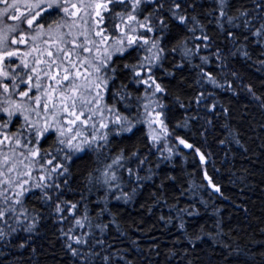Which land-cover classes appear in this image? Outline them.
<instances>
[{
  "label": "trees",
  "instance_id": "16d2710c",
  "mask_svg": "<svg viewBox=\"0 0 264 264\" xmlns=\"http://www.w3.org/2000/svg\"><path fill=\"white\" fill-rule=\"evenodd\" d=\"M12 3L21 5L19 0ZM180 3L187 26L166 11L171 4L165 2V10L152 23L158 25L162 17L167 27L144 36V29L137 27L133 35L140 37L141 45L143 39H149V44L128 47L125 43L126 51L113 53L107 61L102 101L125 116L119 127L127 128L133 121L131 131H114L108 123L106 140L97 139L69 159L64 158L68 149L59 144L55 132L38 139L40 156L50 157L51 165L62 164L67 171L59 176L64 168L56 173L44 170L54 179L43 183L53 186L42 190L34 183L19 197L22 204L15 205L17 215L26 210L28 219L21 215L19 225L0 223L9 233L0 240V264H264V36L253 35L264 23V11L257 7H264V0H225L227 17L236 18L238 26L220 16L218 0ZM157 6L142 3L137 19L143 21ZM3 8L0 4V12ZM108 9L101 13L100 27L109 33L127 29L116 15L125 13L126 22L125 5L109 4ZM13 11L9 10L10 16ZM244 12L248 15L242 16ZM7 16L3 23L9 22ZM41 17L32 28L41 25L49 32L62 19L68 17L73 23L75 18L63 11L41 13ZM245 19L251 30L243 26ZM25 22L8 34V45L26 30ZM192 28L194 32L189 31ZM44 34L46 51L55 55L56 47L49 46L51 36ZM202 35L210 40L196 39ZM153 40L163 51L159 60L149 64L146 58L157 51H148ZM5 50L0 48L1 53ZM20 54L9 74L15 79L0 82L8 84L12 94L17 91L13 85L20 82L21 72H14L22 63ZM149 76L162 92H155ZM148 100L164 106L158 109L168 135L160 130L156 143L147 135ZM4 116L0 111V118ZM0 132L10 134L5 125ZM23 134L22 140L34 139L33 131L26 129ZM180 139L193 147H184ZM117 157L122 167L114 165L109 175L114 171L118 179L106 184L103 173ZM57 204L64 211L57 212ZM72 204L77 207L72 209ZM77 219L84 227L76 225ZM9 225L17 230L11 232ZM29 225L31 231H25ZM76 238L85 243H74ZM72 249L78 254L73 255Z\"/></svg>",
  "mask_w": 264,
  "mask_h": 264
},
{
  "label": "rangeland",
  "instance_id": "374dc122",
  "mask_svg": "<svg viewBox=\"0 0 264 264\" xmlns=\"http://www.w3.org/2000/svg\"><path fill=\"white\" fill-rule=\"evenodd\" d=\"M38 1L39 0H36L35 2ZM74 1L77 5L92 2V0ZM8 2L12 3V0H8ZM27 2L32 3V0H19V3L21 4L19 6L20 12L27 13V9L24 7ZM70 3H67L64 6L69 7L70 13L76 12V9L70 7ZM20 12H15L14 14L19 15ZM95 12V7L83 8L77 12L76 15H72L73 18L75 17L73 23H71V19L69 23V19L67 17L58 22V26L53 28L55 30L51 28L50 32L49 29L44 30L41 28V25L29 28L27 22H25L27 25L25 28L26 30H22V32H20L16 37V40L23 38L24 42L11 43V45H8V48L5 50H14L17 52V55L12 57L11 60L15 61L16 58H19V48H21V45H24V50L20 54V58L27 64L30 61V65L26 68V75L31 76V80L24 88L26 90H22L21 92H32H28L27 97L22 96L21 93L12 94L10 92H2L0 95V106L2 109L10 108L11 106L10 110H15L16 112V114L11 117V120L17 117L19 120L18 125L22 130L26 128L27 131H33L34 133V139L32 138L30 141L25 140L23 142L19 139L20 136L18 134H4L0 132V141H4L3 144H0V173H3V175H0V181H13V184L7 193L9 196H14L15 193L20 192V185L28 188L34 183H41V177L47 176L45 175L46 173L44 170L51 171L54 166L48 163L49 160H52L50 157L40 156L39 148L37 147V142L39 141L38 139L46 132H55L58 139H63L66 143L68 140H72L75 136L76 139L72 140V143L76 144L84 141L85 139L91 140L93 136L99 137L105 135L107 129L105 127H101L102 124H113V127L111 128L114 131L119 129L127 130L132 127V120H129L130 124L126 126L127 128L119 127L118 125L120 123H113V121L117 119V116L121 118L122 122L126 118L123 114L116 113L113 109L111 110L109 107L104 105L102 98L105 89H96L95 87H92L91 96L88 98L91 99L96 97V93L99 91V100L98 105H89L93 111L90 112L85 110V115L81 117V120H85L89 116L92 117L86 124L80 123L79 121H77L76 124H70L69 120L74 119V117L68 116L64 111V101L62 97L63 95L71 94L68 90L71 88L72 83L71 80L65 81L63 79V77L68 74L64 71V69H69L73 77L78 76L75 83L85 87L89 86L85 81V77L89 74H91L90 79L93 84L96 82L95 77L97 75L106 78L105 70L102 69L100 73H96L94 71L95 64L101 59V57L104 56L105 51L110 52L111 54L117 52L116 49L121 45L116 41L121 38L122 32H127V29L119 33L104 32V35L108 37V40L106 43H101V37L96 35L97 18L95 17ZM7 19L9 22L3 23V16H0V35H2L3 33L1 32H5L9 26H15L17 24H19V27L21 26L19 21L13 22V19L10 18V13L9 16H7ZM85 20L88 21L87 25L84 24ZM127 23H131L132 25L134 24V22ZM53 32L58 33L52 34ZM81 33H84V35H81ZM43 34L47 37H49V35L51 36L50 39L52 40V45L49 46L56 47L54 48L57 49L55 55H48L49 52L46 51L48 41H44L42 37ZM133 34L135 33H132V35ZM67 40L70 41H68V45H66ZM91 40L96 41L98 49L92 43L88 42ZM125 43L127 44L126 38H124V46H126ZM80 44H83L84 47L91 48L92 51H83V48L77 47V45ZM2 54L3 53L0 55ZM83 60L91 61L93 66H89L88 63H79V61ZM14 63L15 62H12V64ZM73 63H75V67H73ZM0 67H2V63H0ZM2 68L4 69V67ZM17 71L18 69L14 70V72ZM0 80V82H2V76H0ZM11 80L12 77H9L8 81ZM29 84L33 90H29ZM147 105L148 108L145 109V124L147 135L150 138L151 129H155L156 133L159 134L161 126L157 123H153L150 129L148 121L155 119V113L153 112L155 105H153L149 100ZM97 108H99L98 111L96 110ZM79 111L80 105H77V114H79ZM155 111H159V109L155 108ZM149 112H153V114L149 116L147 114ZM3 113L5 114V119L9 120L7 113ZM25 117H27V120H25ZM44 129H47V131L45 132ZM61 131L65 133L64 136L60 135ZM77 133H79V135H77ZM5 136L9 137V139L5 140ZM19 140L20 143L17 142ZM37 151L39 155H37L35 160H33L31 153ZM5 157L8 158L7 164L4 163ZM10 168L12 171H9ZM4 187H7V185H0V190Z\"/></svg>",
  "mask_w": 264,
  "mask_h": 264
},
{
  "label": "snow or ice",
  "instance_id": "6c2138e0",
  "mask_svg": "<svg viewBox=\"0 0 264 264\" xmlns=\"http://www.w3.org/2000/svg\"><path fill=\"white\" fill-rule=\"evenodd\" d=\"M165 2H170L171 7L167 8L166 11H168L171 16L178 20V22L182 25L187 26V17L183 14H181L182 12V4L180 3V0H92L91 3L85 4V3H81L79 5L77 4H72L70 5L71 8L76 9V12H69V7L64 6L67 4V0H39V2L37 3H31V4H25L24 7L27 9V14H25L24 12H20V8L18 6L17 3H9L8 0H0V4L4 5L3 11L0 12V16H7V14L9 13V10H14L13 14L10 16L11 19L16 20V21H20L21 23L24 22L26 20L28 26L31 28L33 26V22L36 21L37 17H41V13H45L47 15H53L58 13L59 11H63L65 15H76L77 12H79L81 9L83 8H92L95 7L96 12H95V17L97 18V23H96V35L101 37V43H106L108 40V37L106 35H104L105 32V28H101L100 25L104 23V17L101 15L102 12H106L108 11V5L109 4H122L125 5V12L127 15V22H135V26H133L131 23H127L124 21V15L125 13H117L116 15L119 16L122 20V22L127 24V32H122V36L120 39H117V43L120 44L121 46L119 48L116 49L117 52L123 54L126 51V48L124 47V38L127 39V46L131 47L133 45H137V46H142V45H148L149 44V39H143L142 41V45L139 43L140 41V37H137L136 35H132V33H136L137 31V27L140 29H144V32L141 34V36L146 35V33L148 32H153L154 30H159V29H163L167 27V24L165 22L164 18H160L159 20V24H153V18H155L158 13L161 10H165ZM47 3V7H44L43 5ZM131 3V11H127V4ZM142 3H146V4H153V3H157V8L153 9L152 12H150L147 16H145L143 18V21H140L137 19V13L140 10V6ZM219 3V14L221 17H227V12L225 10L226 5H225V0H218ZM191 6V5H189ZM257 7L261 8V11H264V7H261L260 5H257ZM15 12H20L19 15H15ZM242 16H247L248 14L246 12L241 13ZM31 17V18H29ZM43 18V17H41ZM236 18L234 17H227L228 23L232 26H238L234 24ZM192 20L195 21V17H192ZM88 21H84V24L87 25ZM243 26L245 28L250 29V21L245 19ZM42 27V26H41ZM119 27V25L117 26ZM19 28V24L15 25V26H9L7 28V30L0 35V48L3 49H7L8 47V41H9V33L12 32H16L17 29ZM189 31H195V28L189 29ZM81 35H84V33H81ZM253 35L255 36H264V23L261 24V28L256 30L255 32H253ZM228 36L232 37L233 33L232 32H228ZM196 39L198 40H202V41H209L210 38L207 35H202L200 37H196ZM23 38H21L20 40H16V39H12L11 43H23ZM89 43H92L94 46L97 47L98 49V45L96 44L95 40H91L88 41ZM209 44L205 43L204 47H208ZM77 47H81L83 48V51L85 52H91L92 49L91 48H87L84 47L83 44L77 45ZM152 49H156V52H152ZM149 52H152L151 57L146 58L147 62L149 64L154 63L155 61L159 60L161 58V53H162V49H160L158 47V41L153 40L151 42V47L148 49ZM219 51V50H218ZM189 51L186 50L185 55H188ZM17 55V52L12 50V51H4L2 55H0V63H3L5 61V59H10L12 57H15ZM49 56H52L53 53L49 52L48 53ZM111 56L112 54L110 52L105 51L104 56L98 60L95 64L94 67V71L96 73H100L101 70H107V68L109 67V65L107 64L106 61L111 60ZM203 61H207L206 57H202ZM54 62V61H53ZM79 63L84 64V63H88L89 66H93L91 61H87V60H83V61H79ZM141 67H144V63L142 62ZM24 67L27 68L28 64L25 63ZM73 67H75V63H73ZM127 67V66H126ZM65 72H67L68 74L65 75L63 77V79L65 81H69L71 80V88L68 90L71 92L70 95H63V101H64V111L67 113L68 116L70 117H74V119L69 120L70 124H76L77 121H79L80 123H84L86 124L88 122V120H90L92 117L89 116L87 117L85 120H81V117L85 115V110L87 111H93L92 108L89 107V105L92 104H97L98 105V100H99V91L96 93V97H93L91 99H89L88 97L91 96L92 93V87H95L96 89H105L107 88V79L105 77H101L99 75H97L95 77V83L93 84L90 77L91 74H89L88 76L85 77V81L86 84L89 85L87 87L83 86V85H79L75 83V80L78 78L77 77H73L71 71L69 69H64ZM150 71V69H149ZM137 76H140L141 73L137 72L136 73ZM207 75V74H206ZM0 76L3 77L4 80H8L9 79V73L8 71H5L2 67H0ZM13 80L15 79V77L12 78ZM31 80V76L29 77V81ZM208 80L209 82L215 84V79L211 76H208ZM149 81H151V84L155 85V92H162L163 88H161V86L159 84H156L155 80H152L151 76H149ZM144 83H148V81H142ZM21 83H27L26 81H21ZM0 87H3V90L5 93L9 92V85L6 83H0ZM31 88V85L29 84V89ZM15 89V85H13V90ZM21 95L24 97L28 96V92H21ZM153 95H155V93H153ZM123 98V97H122ZM77 105H80V111L79 114H77L76 109H77ZM46 106V105H45ZM163 105L157 104L155 106V108H163ZM11 108V106H10ZM10 108H3L0 109V111L6 112L8 117H9V122L11 121V117L16 114L15 110H10ZM148 108V105H145V109ZM155 108L153 109V112L155 113V119L154 120H149V127L151 129V125L153 123H157L158 125L161 126V131L164 133L165 136L168 135V130L166 125L164 124L163 119H161L163 113L159 112V111H155ZM97 111L99 110V108L96 109ZM153 112H149L147 113L149 116H151L153 114ZM94 114V113H93ZM25 120H27V117H25ZM113 123H122L121 118L119 116H117V119L115 121H113ZM6 126V125H5ZM101 127H108L107 124H102ZM128 131H131V128L127 129ZM44 131L46 132L47 129H44ZM61 136H64L65 133L63 131L60 132ZM77 135H79V133H77ZM151 140L156 143L161 139V136L156 133L155 129H151V136H150ZM5 140L9 139V137L5 136L4 138ZM76 137L74 136L72 138V140H75ZM106 140L107 136L106 135H102L99 137L93 136L91 140H87L85 139L84 141L80 142V143H76L73 144L72 140H68L67 143L61 139L59 141V144L64 145L65 147H67L68 149V153L65 154V159H69L70 158V154L73 152H81L84 151V146L88 145L89 147H91V145L97 140ZM4 141H0V144H3ZM180 144H183L184 147L186 148H192L193 145L186 143L183 139L179 140ZM59 151H63V149H59ZM169 152H171V149H168ZM33 156V160H35V157L37 155H39L38 151L37 152H32L31 153ZM135 155V153L133 154ZM55 158V157H54ZM120 159L119 157H117L115 160L112 161L111 164L107 165V168L105 169L103 176H104V183H109V182H114L117 181L118 177L115 174V172L113 171L111 175H109V171L113 169V166H117V167H122V165L120 164ZM201 162H203L205 160V157L203 155L200 156ZM4 163L7 164L8 163V158L5 157ZM49 164H52V160L48 161ZM141 163H143V161H141ZM60 168H64V166L62 164H56L52 167L51 172L52 173H56L58 169ZM9 171H12V169L10 168ZM67 169L64 168L63 171H60L58 173L59 176H63L64 172H66ZM129 174L131 175V170H129ZM0 175H3V173H0ZM54 178L51 175V173H49L47 176H42L41 177V181L42 183H38L35 186L37 188H41L43 189H47L49 187H52L53 185H50L48 183H43V181H52ZM139 179V178H138ZM66 182V181H65ZM211 183V181H209ZM26 183V182H25ZM13 184V181L11 180H3L0 181V185H7V187H4L2 190H0V198H2V200H0V203L3 204V207H0V223L2 224H8L9 221H14L17 225H19L21 223L20 221V216L23 215L25 219H28V217L25 215V211H21L19 213V215H17V208L15 207V205L17 204H22V200L19 199V197L24 196V194L26 192L29 191L28 188H25L23 185H20L21 191L17 192L14 194V196H9L7 193L10 190L11 186ZM56 188H59L60 185L59 184H55L54 185ZM117 187H119V185H116ZM45 197L47 199H51L50 196H48L47 192H45ZM77 207L76 204H72L71 208L75 209ZM56 211L57 212H62L64 211L63 208H61V206L59 204H57L56 206ZM76 225L79 227H84V224L81 222L80 219H77L75 221ZM10 227V231L11 232H15L17 229L16 227H12L11 225H9ZM33 225H29L27 228H25V231H31ZM72 229H69V232H71ZM8 232H5V230L0 227V240L4 239L6 237V235H8ZM70 240H73V237L69 235L68 237ZM74 243L76 244H83L85 243V241H83L80 238H76L74 239ZM21 247H23V245H21ZM69 248H71V245H68ZM73 255H77L78 252L76 249H72ZM105 260H107V257H104Z\"/></svg>",
  "mask_w": 264,
  "mask_h": 264
},
{
  "label": "flooded vegetation",
  "instance_id": "af4514ba",
  "mask_svg": "<svg viewBox=\"0 0 264 264\" xmlns=\"http://www.w3.org/2000/svg\"><path fill=\"white\" fill-rule=\"evenodd\" d=\"M23 46V48L19 49L20 53L23 52L24 50V45H21V47ZM8 48V47H7ZM1 54V52H0ZM4 66V70L5 71H8V73L10 74L13 70V67H12V61L10 59H5V61L2 63ZM24 61H22V63H20V67L17 66L15 69H18L19 72H21V75L19 77L20 79V82L19 84L17 85V87H15V89L17 90L16 93H21L22 90H26L24 89L27 85V83L29 82V77L27 74V71H26V68L24 67ZM10 77V76H9ZM11 78V77H10ZM27 79V80H26ZM4 80V79H3ZM6 81V80H4ZM21 81H26L27 83H21ZM11 82V81H9ZM28 92H32V91H28ZM15 93V94H16ZM3 120V121H2ZM19 120L17 121L16 123V118L15 119H12L10 122L8 119H1L0 118V127L1 126H4L6 125L5 127L7 128V130L9 131V133L11 134H18L20 137L19 139L22 140V136L24 135L23 133H25L26 131V128L24 130H22L20 127H19ZM20 140L17 141L18 143H20ZM26 139H23L22 141L24 142Z\"/></svg>",
  "mask_w": 264,
  "mask_h": 264
}]
</instances>
